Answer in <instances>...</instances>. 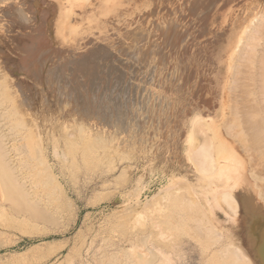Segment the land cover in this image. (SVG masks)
<instances>
[{
	"label": "rangeland",
	"instance_id": "obj_1",
	"mask_svg": "<svg viewBox=\"0 0 264 264\" xmlns=\"http://www.w3.org/2000/svg\"><path fill=\"white\" fill-rule=\"evenodd\" d=\"M12 1L14 3L8 6V12L12 9V13L9 12L8 16L6 11L5 15V38L0 39V63L4 61L0 68L2 66L4 69H1L4 78L13 82V88L10 86L11 94L15 91L13 97L17 96L15 93L19 94L15 97L18 100L15 103L20 109L17 117L27 121L26 129L32 125L26 130L28 133L40 135L37 136L39 141L36 146H41L36 148H42L44 153L40 154H43L42 157L58 185H50L49 190L44 192L42 190V201L38 208H41L40 212L43 214H38L39 216L31 214V209L25 210L26 212L22 208L21 210L17 203L11 202L0 193V264H105V257L109 254L121 258L128 255L133 259L128 261L127 257L123 258L125 260L121 262L124 261L125 264H140L141 255L147 262L150 261L149 264L156 258L164 261L166 259L164 264H207L194 241L189 240L183 231L180 232L177 209L164 204L162 206L161 200L167 192L179 185H197L205 182L196 179V173L186 154L193 117L200 115L206 122L213 124L222 112L221 107L219 108V105H222L219 97L211 94L210 99L203 102L195 96L193 84L186 87L175 83L170 85L173 64H159L155 58L146 63H138L128 55H123L120 47L126 40V25H123L125 16L122 9L128 4V0ZM255 1L232 0L230 5L222 3L218 8L224 15V28L222 26L223 29L219 30L220 27L215 26L207 32V28L204 29V25H201L194 31L199 45L214 39L216 42L211 46L213 51L210 57L214 59L212 58L210 70L200 71L197 75L206 78L212 93L215 88H221L228 61L234 59L237 51H240V45L236 48L235 43L234 52L226 48V36L233 31L234 23L246 12L254 18L251 25L259 23L261 13L256 17V13L252 14L255 11H248ZM17 7L21 15L25 13V19L24 16H19ZM206 11L203 9L200 13ZM14 15H18V18ZM199 19L196 18V22H199ZM217 46H221L220 51ZM43 48L46 49L44 54ZM40 49L43 56L39 60L42 62H35V53ZM120 53L126 59L130 58L128 63L125 58H120ZM99 56H102L101 59ZM110 56H114L115 61L108 62L107 58ZM111 57L109 60L113 58ZM207 59L209 57L204 58V61ZM116 61L119 63H115ZM65 65L69 67H64ZM86 66L91 67H88L89 71ZM143 67L148 72L151 69L153 73H146ZM131 68L138 69L141 74ZM120 69L123 70L116 73ZM124 70L125 73L122 72ZM102 71L106 74L103 75ZM96 72H99V75L102 73L104 77ZM6 73L10 77L5 76ZM121 73L123 82L120 83ZM134 73L140 76L135 78ZM98 76L100 78H97ZM7 82L11 84L10 81ZM101 82L102 84H99ZM97 85L104 91L107 89L109 97L115 95V98L118 96L121 100L117 97L116 102L113 97V101L108 95L100 100L99 97L105 94L104 91L99 88L98 93H101L98 94L91 90ZM119 86L123 91L128 88L130 93L134 92L130 97L127 94L121 97L116 90ZM70 87L71 89H68ZM67 93L71 95L68 96ZM85 93L89 95L84 96ZM63 94H67L66 97ZM76 94L81 96L75 99L73 97ZM213 97L214 101L211 99ZM108 101L113 102L110 104ZM211 101L216 105L212 107L214 109L207 106ZM121 102H126L127 107L131 109V116L129 112L125 117L117 107L112 110L110 105L114 103L120 106ZM17 103L21 104L24 110ZM108 105L110 110H107ZM153 107H157V110L151 113L149 108ZM158 114L161 115L157 116ZM146 116L153 119L150 120ZM156 117L161 121L159 124L155 123ZM131 120L134 124H131ZM139 120L142 123H138ZM90 136L91 139L88 140ZM10 153L12 159L15 154ZM138 254L140 256L136 257ZM145 260L141 264H145Z\"/></svg>",
	"mask_w": 264,
	"mask_h": 264
},
{
	"label": "bare ground",
	"instance_id": "obj_2",
	"mask_svg": "<svg viewBox=\"0 0 264 264\" xmlns=\"http://www.w3.org/2000/svg\"><path fill=\"white\" fill-rule=\"evenodd\" d=\"M231 1L232 0H128V4L122 9V13H124L123 16H125V18L123 19L124 21H122L123 25H126V30L124 29L126 34V40L124 39L125 41L121 44L120 49L122 48V53L123 55H125V57L126 55H128L132 60L136 62L139 61L141 63H146L152 58H155V60H158L159 64H173V74H171L172 76L170 77V85H173L175 83L179 84L180 87H186L191 86L193 84L195 96L203 102L210 99L211 94L216 95V97H219L220 102L222 104L219 105V108L221 107L222 112L220 117H218V119H216L213 124L206 122L203 118H201L200 115H195L193 117V126L190 132L189 144L186 154L190 166L194 169L196 173V179L198 178L199 180H204L205 182L203 184L197 185H194L193 183L190 185H188L187 183L183 186L179 185L173 188L171 191L167 192L165 197L162 198L161 203L162 206L165 205L177 209L174 210L179 212L178 216L180 217V225H177L179 226L180 232L183 231L186 236L189 237H187L189 240L191 239L194 241L200 254L202 255L207 264H264V0H256L253 5L251 4L252 6L250 5L251 7L248 10L251 13L252 11H255L252 14L256 13V17L258 16V14L260 15L261 13L262 16L259 19L257 18L259 20L258 24L254 23V26L251 25V22L254 20V18L252 17V19L251 14L248 15L249 13L246 12L244 15L242 14V17L238 18L234 25L232 24L234 26V29L232 32L230 31L228 36H226V44L228 45L226 48H228L229 51L234 52L233 49L235 43L236 48L238 47V45H240V51H237V54L235 53L236 55L234 59L232 58V60L228 61L227 73L225 75V79L221 88H215L212 93V89L210 90L209 84L207 85L206 78L200 77V75L197 76L200 71L210 70L209 67L211 66V64H213L212 61L214 59L213 57H210L213 51L211 46L216 42L214 39L205 43H201L199 45L197 43L199 41L195 39L196 34L194 33V31H196V29L201 25H204V29L207 28V32L208 30L210 31V28H215V26L216 28L220 27L219 30L223 29V22L225 21V19L224 15H222V12L220 11V8L218 7L222 3L228 5ZM13 3L14 1L12 0H0V39L5 38L4 33L7 31L5 30L7 28L5 22V15L7 11V14L9 16L10 11L8 12V6ZM16 6L20 8V5L17 3ZM18 7L17 13L19 14V16H24L25 13L21 15L20 11L18 10ZM203 9H206L207 11L204 13H200V10ZM20 10L23 11V9ZM10 13H12V9ZM198 13H200V15ZM10 16L12 15L10 14ZM15 16L16 15H14V17ZM25 18L26 17L24 16V19ZM196 18H200L199 22H196ZM7 24H9V22ZM222 26L223 28H221ZM30 42L32 41L30 40ZM33 44L31 43V45ZM1 47L2 46H0V48ZM29 47L27 46L26 48ZM217 47H220V51L221 46ZM42 50L40 49L38 53H35L34 58L36 57L38 59L34 60L35 62H42L39 59L43 56L44 51L46 49L43 48ZM41 51L43 52V54ZM229 51L227 52L229 53ZM119 52L116 53L118 54ZM122 53H120V58H125L123 57ZM98 55L99 53L97 52V56ZM110 57L107 58L108 62H111V60L115 61L114 56H112L113 58L111 57L112 59L109 60ZM206 57H209V59L204 61V58ZM128 59H126L125 62L128 63ZM119 61H121V59ZM117 62L118 61H116L115 63ZM2 63L0 64L2 65ZM149 63L151 64L152 61H150ZM92 64L96 65L95 63ZM136 64L137 63H135V65ZM151 65H153V63ZM105 66V69H107V65ZM64 67L68 68L69 66L65 65ZM88 67L86 66L87 69ZM103 67L104 66L102 65V68ZM90 68L91 67H89V69ZM1 69L4 71L2 66L0 68V193H2L3 196L11 202L17 203L16 205L19 206L20 209L22 208L24 209V211L31 209L30 211L33 212L31 214L39 216L38 214H43V212H40L41 208H38L41 205L40 201H42V190L43 192L44 190L47 191V189L51 187L50 185L57 186L58 183L49 171L47 166L48 164L45 161L44 157H42L43 154H40L44 153L41 151L42 148L39 150L37 149L41 146H36V143L39 141V137L37 136L40 135L36 136L35 133H28L26 130L32 127V125L28 126L29 128L26 129L27 124L25 123H27V121L25 122L24 118L20 119L17 117V115H19L20 113V109H18L15 103V101L17 100V98L15 99V97H17L19 94L15 93V95L17 96L13 97V92L15 91L12 92V95L10 90V86L13 84V82L4 78V72L1 71ZM131 69L133 70V68ZM131 69L128 70L131 71ZM32 70H34V68ZM108 70L109 69H107V71ZM121 70L123 69L117 70L116 73ZM135 70L137 71L138 69H134L133 71ZM145 71L146 73L148 72V70ZM151 71L152 70L149 69L148 74L153 73ZM122 72L125 73V70ZM102 73L103 75L104 73L106 74V72L103 71ZM102 73L100 75H102ZM110 73L111 72H109V74ZM137 73L139 72L137 71ZM97 74L99 75V72ZM134 74L136 76L133 75V77L136 78L139 77V74L141 73H139L138 76L136 73ZM103 75L102 77H104ZM5 76L9 75H7L6 73ZM99 76L97 78H100ZM121 76L122 81L120 80V83L123 82V73H121ZM151 76L153 75L151 74ZM87 78L90 77L88 76ZM97 78L91 79L97 80ZM7 81H10L11 84H8ZM100 81L101 80H99V82ZM105 81L107 83V77ZM116 81H114V83L117 84L118 82ZM96 84H98V82ZM99 84H102V82ZM106 85H108V83ZM102 87L104 86L102 85ZM99 88V85H97L91 90L98 93L99 90L102 89ZM68 89H71V87ZM112 89L114 91V88ZM17 90L18 89H16V92ZM109 90L111 89L109 88ZM116 90L118 92L117 94L122 95L121 97L126 94L130 97V95L134 92L133 91L132 93H130L131 91L128 90V88H125L123 91L120 86L117 87ZM104 93L105 94H102L101 97H99L100 100L103 99V97L105 96L107 97L108 90L105 89ZM81 94L83 95V92ZM66 95L64 96L66 97ZM69 95H71V93L68 94V96ZM88 95L89 93H85L84 96ZM80 96H77L76 94V96H74L73 98L76 99ZM114 96L109 97L108 95L109 98H112L111 100H113ZM34 97L36 98V96ZM19 98L20 96L18 97V99ZM94 99L96 100V96H94ZM211 99L213 100L214 97ZM87 100L89 101V99ZM97 100L99 101V99ZM119 100L121 99L119 98ZM113 101H111V103L108 101V103L112 104ZM116 102L118 101L116 100ZM124 103H119L120 106H117L116 104L114 105L113 103L115 107L113 105L110 106L113 108L112 110H115V108L117 107L119 111H122L121 113H123L124 116H127L131 109L127 107L126 102ZM18 105H20L21 109L23 108L24 110V107H22L21 104ZM85 105H83V107ZM207 106H209L208 108H212L216 105L213 104V102L211 101L207 104ZM109 107L107 108V110L111 109V107ZM65 108L67 107L65 106ZM164 109L165 108H163V110ZM156 110L157 107L149 108V111H151V113L155 112ZM159 112L163 111L160 110ZM129 115L131 116V112L129 113ZM135 115L138 116L137 114ZM159 115L161 114H158L157 116ZM161 117L162 116H160V118ZM144 118L140 117L138 119ZM149 118L151 120L152 117ZM165 119L163 120L164 122H166ZM158 120L160 119L156 117L155 123L157 122V124H159L158 122H161ZM153 121L150 122L154 123ZM138 123H142V121L139 120ZM29 124L30 123H28V125ZM131 124H134L132 120ZM83 139H85L84 136ZM90 139L91 136L88 140ZM93 144H95V142ZM10 152H12V154L14 152L15 154L12 159L10 157ZM30 211H27V213H29ZM147 248L149 249V247ZM150 252H152V250H150ZM139 256L140 255L138 254L136 257ZM126 257V260L133 261V259H131V257H129L128 255L125 257L123 256L121 258L118 255L109 254L108 257H105L106 262L104 261V263L125 264L124 261H121L125 260L123 258ZM139 258L141 259L139 262L141 264V262L145 259L143 255H141ZM159 259H154V262L151 264H164L163 262H166V259L165 261L164 259ZM146 260L145 264H149L150 261L147 262L148 260ZM168 262L169 261H167V263ZM126 263L128 264V262Z\"/></svg>",
	"mask_w": 264,
	"mask_h": 264
}]
</instances>
